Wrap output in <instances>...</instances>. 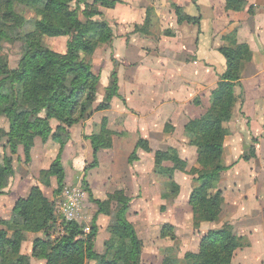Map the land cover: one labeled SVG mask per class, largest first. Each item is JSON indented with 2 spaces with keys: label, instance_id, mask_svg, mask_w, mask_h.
<instances>
[{
  "label": "crops",
  "instance_id": "obj_1",
  "mask_svg": "<svg viewBox=\"0 0 264 264\" xmlns=\"http://www.w3.org/2000/svg\"><path fill=\"white\" fill-rule=\"evenodd\" d=\"M115 1L114 7L100 8L115 38L109 48L101 47L95 54L103 51L105 59L107 56L103 71L98 72L102 94L111 75L116 73L118 95L109 109L94 112L91 118L70 129V140L62 154L66 178L90 164V156L94 162L88 137L100 135L106 119L108 129L114 133L112 148L99 151L95 168L99 187L103 183V189L108 192L106 197L111 194L108 183L116 181L122 187L116 191L124 190L132 200L127 218L139 236L131 218L133 213H138L134 211L135 201H146L158 193L164 200L160 206L167 210L162 213L164 222H159L161 225L157 227V240L173 243L179 239L178 225L168 221V214L170 207L176 208L178 200L185 198L190 212L189 227L196 230L189 201L197 175L189 172L198 168V149L185 128L210 110L212 94L227 70V60L220 51L222 38L234 32L239 43L248 45L249 54L241 65V78L235 88L238 101L227 124L230 133L224 141L222 163L227 170L218 185L224 202L215 222L203 223L196 230L199 235L196 249L186 251L179 260L189 253H198L202 238L209 232L230 225L235 235L243 239L232 264H264V0H243L245 6L239 12L228 11L225 0ZM174 6L198 23L180 21ZM149 9L153 16L151 32L148 35L136 32V27L145 25ZM102 94L98 91L95 107L103 101ZM140 140L147 142L150 151L137 147ZM252 148L255 157L245 160ZM171 149L189 164L187 173L157 172L155 152ZM121 153L126 164L123 170H118ZM134 153L137 159L130 163ZM106 168L107 176L101 177ZM165 168L171 169L172 165L166 163ZM171 182L178 186L179 192L165 198ZM148 223L153 230L155 221L148 219ZM164 226L173 228L175 240L161 236ZM139 238L145 247V241ZM170 245L162 253L169 249L180 252L178 246Z\"/></svg>",
  "mask_w": 264,
  "mask_h": 264
},
{
  "label": "trees",
  "instance_id": "obj_2",
  "mask_svg": "<svg viewBox=\"0 0 264 264\" xmlns=\"http://www.w3.org/2000/svg\"><path fill=\"white\" fill-rule=\"evenodd\" d=\"M225 1L228 11L239 12L245 6L243 0ZM116 3L115 0H0V119L4 117L9 121V131L0 127V143L6 139L12 154L22 147L26 161L30 162L35 140L40 138L47 143L52 136L59 143L60 151L44 175L46 185H49V179H57L58 195L63 191L66 180L62 154L70 134L64 131L63 138L53 135L51 120H57L70 129L91 118L94 112L109 109L113 98L118 95V79L113 73L103 101L95 107L101 77L92 70L93 56L97 49L111 44L115 38L113 28L106 21L96 18L103 16L101 7H114ZM174 8L180 21L198 23L179 6ZM26 12L32 17L27 18ZM152 19V10L149 9L145 25L136 27V32L148 35ZM46 37H67V52L62 54L48 48L44 42ZM222 40L220 51L227 60V70L212 94L207 115L189 122L185 128L193 136V145L198 149V168L189 172L197 175L189 201L196 229L203 223L215 222L221 212L224 199L218 185L227 170L222 163L224 141L230 133L227 124L233 118L238 101L235 88L241 78V65L249 54L248 45L239 43L236 33L226 35ZM5 42L22 43V56L14 70L10 69L2 55ZM8 81L11 86L6 84ZM20 103L31 105L34 109L16 114ZM42 113L44 117H41ZM107 124L104 119L101 134L88 137L94 151L93 168L98 164L99 151L112 148L114 133ZM137 147L150 151L143 140L138 142ZM250 157H255L254 148L245 160ZM136 159L134 153L129 161L132 163ZM166 163H170L172 168H165ZM155 166L161 174L188 172L187 162L173 149L155 152ZM14 174L12 158L1 156L0 152V197ZM167 192L164 197L170 198L178 194L179 188L171 182ZM107 199L117 208L111 214L108 227L111 237L105 242L103 254L95 251L96 223L86 234L81 223L63 221L60 225L62 233L57 239L36 241L33 258L44 260L46 264H88L91 261L97 264H143V242L127 218L131 198L124 190H117ZM13 219L26 225L32 233L47 234L55 230L57 224L53 203L38 187L33 188L27 198L16 202ZM161 236L171 240L176 238L171 226H164ZM242 241L235 235L232 226L226 225L204 236L198 253H189L184 260L164 258L163 264H232L236 250L243 246ZM21 247V233H15L10 238L5 230H0V264H31V258L21 253ZM173 252L169 249L166 253Z\"/></svg>",
  "mask_w": 264,
  "mask_h": 264
},
{
  "label": "rangeland",
  "instance_id": "obj_3",
  "mask_svg": "<svg viewBox=\"0 0 264 264\" xmlns=\"http://www.w3.org/2000/svg\"><path fill=\"white\" fill-rule=\"evenodd\" d=\"M25 15L27 18L32 17V14L29 12H26ZM96 19L106 21L103 16L97 17ZM106 23L108 24L107 21ZM44 42L48 48L52 49L55 52L62 54L67 52V37H46L44 39ZM101 47L109 48V45H103ZM2 55L7 60L10 69H16L22 56V43H3ZM93 60L94 63H92V70L95 75L100 76L98 75V72L103 71L107 56L105 59L103 51H98L96 54H94ZM6 84L8 86H11L10 81H8ZM98 91L100 94H102L103 92L100 87ZM102 95L104 96L105 94ZM33 109L34 107L31 105L20 103L19 107L16 110V114L32 111ZM44 116V113H42L41 117ZM51 125L53 128V135H55L56 137L63 138L65 136V134H63L64 131H68V133L70 134L71 128L68 129L65 124L57 120H51ZM0 127L5 129L6 131H9V121L7 118L3 117L0 119ZM6 142L7 140L5 139L0 143L1 156L12 158L15 174L11 179L8 188L5 190L4 195L0 197V230H5L10 238H12L15 233H21V253L31 258V264H46L44 260L33 258V253L36 248L35 243L39 239H50L53 241L61 235L62 230L60 228V225L64 220L59 216L56 210V204L60 200L64 189L71 185L79 188V190L84 194V198L82 200L83 221L81 224L84 226V229H89L91 232L93 223H96L98 227V234L95 241V251L98 254H103L105 251V242L108 241L111 237L108 231V227L111 222V214L116 211L117 206L115 203L107 199L108 195L106 197V194H108V192L107 190L103 189V183L102 187H99L100 179L96 177L97 170L95 169L98 164L94 168L91 167L93 163V157L90 156V164H87V166H83L80 169L76 170V175H69L68 178H66V181L69 182L64 184L63 191L60 195H58L57 179H49V185H46V177L44 173L56 160L60 151L59 143L57 141H54L52 139V136L47 143H43L40 138L36 139L31 150L30 162H27L22 147H19L16 154H12L10 148L7 147ZM4 147H6L7 149L4 150ZM123 154L124 153H121V155H119L117 159L119 163L118 170H123L125 168L126 159L124 158ZM249 155L250 153L248 152V156ZM85 157L89 159L87 153L85 154ZM188 157L191 159V155H189ZM66 166L68 167V164H66ZM103 171L105 173L101 172L100 176H107L108 169L106 168ZM36 187L40 188L43 191L45 197L50 201V203H53L55 215L57 217L55 230L48 232L47 234H45L44 232L32 233L26 225L13 219V211L16 202L19 199L27 198L31 190ZM107 187L108 191H110L111 194L114 193L116 189L122 188L119 184L116 183V181L108 183ZM158 195V193L153 194L151 197L149 196L146 201L143 200V196H141L143 201L140 202L136 200L134 205V211H137L138 213H133V215H131L132 220L137 226L139 236L145 241V247L143 248L142 254L143 264H163L164 258H181L184 256L186 251L192 249L195 250L199 241V235L196 232L197 229L192 230L189 227L188 221L190 212H188L187 210V204L184 200L185 198H181L178 200L176 208L170 207L171 212L168 214V218L170 219L168 221L174 222L178 225L177 230L179 233V239L174 243L168 241L159 242L157 240V227L161 225L159 224V222H164L161 217H163L162 213H165L167 210L166 208L164 210L160 206V204L164 203V200L162 201ZM137 198L139 197H136L135 199ZM148 219H150L151 221L153 220V222L155 221V223L153 224L154 226L152 227L153 230H151L149 226ZM207 228L209 227L207 226ZM199 234L201 233L199 232ZM169 244H171L170 246H178V249L180 248V252L178 253L174 249L173 253H162L161 250L163 248H166ZM88 264L97 263L95 261H91Z\"/></svg>",
  "mask_w": 264,
  "mask_h": 264
},
{
  "label": "built area",
  "instance_id": "obj_4",
  "mask_svg": "<svg viewBox=\"0 0 264 264\" xmlns=\"http://www.w3.org/2000/svg\"><path fill=\"white\" fill-rule=\"evenodd\" d=\"M84 194L75 186L69 185L61 195L60 200L56 204V210L64 221L78 222L83 221L82 200ZM86 234L90 233L89 229H85Z\"/></svg>",
  "mask_w": 264,
  "mask_h": 264
}]
</instances>
